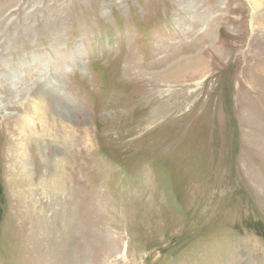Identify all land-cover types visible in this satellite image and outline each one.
<instances>
[{
	"label": "rangeland",
	"instance_id": "1",
	"mask_svg": "<svg viewBox=\"0 0 264 264\" xmlns=\"http://www.w3.org/2000/svg\"><path fill=\"white\" fill-rule=\"evenodd\" d=\"M257 1L0 0V264H264Z\"/></svg>",
	"mask_w": 264,
	"mask_h": 264
},
{
	"label": "bare ground",
	"instance_id": "2",
	"mask_svg": "<svg viewBox=\"0 0 264 264\" xmlns=\"http://www.w3.org/2000/svg\"><path fill=\"white\" fill-rule=\"evenodd\" d=\"M261 1V0H260ZM252 4L254 5V7L255 8H259L261 5H260V2H258L257 0H252ZM208 41V40H207ZM190 61H189V63H193V64H191V65H193L194 67L198 64L197 62L199 61L200 62V59H201V57H197V56H193V57H190V58H188ZM202 61V60H201ZM182 64H180V63H178L177 65H175V69H181V66ZM187 66V65H186ZM188 68V67H187ZM196 70V69H195ZM181 73V72H180ZM167 74V73H166ZM165 74V75H166ZM175 76V75H174ZM182 76V75H181ZM175 78H179L178 77V75H176V77ZM1 94V93H0ZM35 102V104H36V108H35V111H34V113H38L39 112V110L41 109L40 107H39V105H38V103L36 102V101H34ZM0 106L2 107V110H3V112H6V107L4 106V103H3V101H2V99H1V96H0ZM40 108V109H39ZM67 114V113H66ZM65 114V115H66ZM66 118H67V116H66ZM30 122H32V120L29 118L28 119ZM63 150H64V148H59V149H57V153L58 152H63ZM25 156L27 157V154H25ZM24 159V158H23ZM55 160V159H54ZM25 166H26V162L25 161H23L22 162ZM58 166V165H57ZM59 170V168L58 167H56V171H58ZM55 178V177H54ZM12 185L14 186V187H18L19 188V190L18 191H22L23 189H24V187H29V186H31L32 185V183L30 182V180H29V178L28 177H25V176H23V178H21V179H18L17 181L16 180H14L13 181V183H12ZM56 188H58V190L60 189V187H56ZM47 216V215H46ZM42 223L43 224H41L40 225V227H41V230L43 229V230H46L47 229V226H46V224H45V222H43L42 221Z\"/></svg>",
	"mask_w": 264,
	"mask_h": 264
}]
</instances>
